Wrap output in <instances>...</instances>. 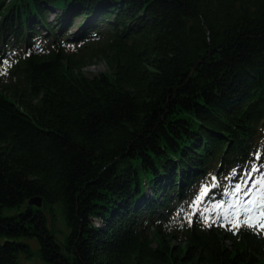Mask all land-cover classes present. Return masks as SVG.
I'll return each instance as SVG.
<instances>
[{
    "label": "trees",
    "instance_id": "16d2710c",
    "mask_svg": "<svg viewBox=\"0 0 264 264\" xmlns=\"http://www.w3.org/2000/svg\"><path fill=\"white\" fill-rule=\"evenodd\" d=\"M263 185L264 0H0V264H264Z\"/></svg>",
    "mask_w": 264,
    "mask_h": 264
},
{
    "label": "rangeland",
    "instance_id": "374dc122",
    "mask_svg": "<svg viewBox=\"0 0 264 264\" xmlns=\"http://www.w3.org/2000/svg\"><path fill=\"white\" fill-rule=\"evenodd\" d=\"M80 24V19L78 18H73L71 21V25L67 27V33L69 31L74 32L75 28ZM107 70V65L102 59H92L90 62L86 64V66L83 68V71H85L89 75H95L100 72H104ZM258 197L254 198V196H245L242 198V206L235 205L229 209L225 210L224 217L222 219L221 224H226L227 229H230L237 223V219L239 218V222L242 224L244 223V219L246 216V213L244 209L248 206L246 202L248 200H255L259 202V209L254 213L253 215V220H252V227L256 230V232L264 237V185L261 187V189L258 191ZM251 197V198H250ZM5 214L11 213L10 210H5ZM47 219L49 221V224L52 225V223L57 227V228H63L61 225V222L59 220V215L56 213L55 216H51L49 213H46ZM32 247L34 249L36 248V244L31 241ZM22 261V260H21ZM34 263V264H42L40 260L33 256L32 259L27 260L26 263Z\"/></svg>",
    "mask_w": 264,
    "mask_h": 264
},
{
    "label": "snow or ice",
    "instance_id": "6c2138e0",
    "mask_svg": "<svg viewBox=\"0 0 264 264\" xmlns=\"http://www.w3.org/2000/svg\"><path fill=\"white\" fill-rule=\"evenodd\" d=\"M236 191L237 192H241L242 189L240 188L239 185H237L236 187ZM252 189L249 188L246 192H244L245 196L250 195ZM246 204L248 205L244 211L246 213L245 219H244V223H246L248 226H252V220H253V215L254 213L259 209V202L255 201V200H248L246 202ZM234 227H239L240 226V222H239V218L237 219V223L235 225H233ZM262 227H264V225H262Z\"/></svg>",
    "mask_w": 264,
    "mask_h": 264
},
{
    "label": "water",
    "instance_id": "95a60500",
    "mask_svg": "<svg viewBox=\"0 0 264 264\" xmlns=\"http://www.w3.org/2000/svg\"><path fill=\"white\" fill-rule=\"evenodd\" d=\"M30 204H34L36 206H40V200L39 199H33L29 202Z\"/></svg>",
    "mask_w": 264,
    "mask_h": 264
}]
</instances>
